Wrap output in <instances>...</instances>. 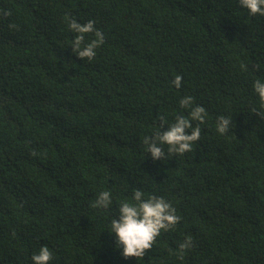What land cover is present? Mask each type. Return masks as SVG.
<instances>
[{
  "label": "trees",
  "instance_id": "16d2710c",
  "mask_svg": "<svg viewBox=\"0 0 264 264\" xmlns=\"http://www.w3.org/2000/svg\"><path fill=\"white\" fill-rule=\"evenodd\" d=\"M70 19L104 34L92 61L72 52ZM256 79L264 16L239 0H0V264H32L45 245L51 264H264ZM185 96L208 113L201 138L154 160L143 138L187 115ZM136 189L181 217L139 260L108 231ZM105 190L111 208H92Z\"/></svg>",
  "mask_w": 264,
  "mask_h": 264
},
{
  "label": "clouds",
  "instance_id": "9594fccd",
  "mask_svg": "<svg viewBox=\"0 0 264 264\" xmlns=\"http://www.w3.org/2000/svg\"><path fill=\"white\" fill-rule=\"evenodd\" d=\"M241 7L246 8L250 15L264 16V0H239ZM95 21L88 20L86 23H79L75 19H70L68 26L77 35L72 41L71 49L80 59L92 61L96 57V49L105 42L104 34L95 28ZM11 27H14L12 25ZM86 34H94V39L86 41ZM244 68V65H241ZM182 77L175 76L172 84L176 88L181 87ZM253 91L258 95L261 106L264 107V81L256 79L253 83ZM194 101L191 96H185L179 100L181 109H187L188 114H178L175 121L168 125L167 130L157 131L151 136L143 138V145L146 152H150L154 160L165 158L164 146H167L169 155H183L193 150V144L201 138L200 124L205 123L208 115L202 106H193ZM257 112L256 109H252ZM264 116V111L258 113ZM163 127L166 117L159 116ZM193 122H198L193 125ZM232 124V117L220 115L217 117L216 130L224 135L229 131ZM190 130V132L188 131ZM144 193L136 189L131 200L121 201L119 204V219L112 218L108 231L115 234L116 246L122 247L124 259L135 258L139 260L150 251L161 235L162 231H169L176 227L181 217L176 214V210L162 196L150 195L142 199ZM113 204L111 190L101 191L96 199L91 203L94 209H110ZM192 245V238L186 237L180 242L179 252L182 254ZM54 260L53 252L48 246L39 248L38 253L31 256L32 264H51Z\"/></svg>",
  "mask_w": 264,
  "mask_h": 264
}]
</instances>
